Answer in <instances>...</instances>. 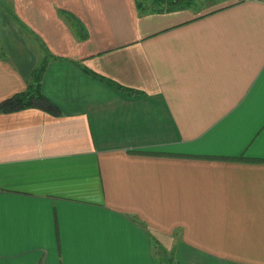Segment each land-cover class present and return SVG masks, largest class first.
<instances>
[{
	"label": "crops",
	"instance_id": "crops-1",
	"mask_svg": "<svg viewBox=\"0 0 264 264\" xmlns=\"http://www.w3.org/2000/svg\"><path fill=\"white\" fill-rule=\"evenodd\" d=\"M197 4L0 0L51 17L60 110L0 112V264H264V0ZM16 40L0 103L41 64Z\"/></svg>",
	"mask_w": 264,
	"mask_h": 264
},
{
	"label": "trees",
	"instance_id": "trees-1",
	"mask_svg": "<svg viewBox=\"0 0 264 264\" xmlns=\"http://www.w3.org/2000/svg\"><path fill=\"white\" fill-rule=\"evenodd\" d=\"M193 4H195V0H149L148 3H144V1L138 2L140 9L154 13L170 12L192 6ZM46 62L47 59L32 70L25 91L17 93L0 103V112H12L29 107H40L55 114H60V110L47 99L42 90V81L47 65ZM85 70L94 76L100 77L127 95L138 96L145 93L144 91L119 84L104 76H99V74L89 69Z\"/></svg>",
	"mask_w": 264,
	"mask_h": 264
},
{
	"label": "rangeland",
	"instance_id": "rangeland-1",
	"mask_svg": "<svg viewBox=\"0 0 264 264\" xmlns=\"http://www.w3.org/2000/svg\"><path fill=\"white\" fill-rule=\"evenodd\" d=\"M144 1V3H148L149 0H138ZM198 2L195 5L194 10H201L212 3H218L223 0H195ZM18 14V12H14L13 10H0V56H7L13 53H16L20 50V45L16 40V29L20 31V34L27 39L29 46L36 48L39 52H41V59L39 63H42L43 58L46 55H49L51 52L49 48L44 44L39 38H35L31 32L29 31L31 27L40 26L44 33V37L41 35V38H47L49 41L51 40V27L48 24L50 16L47 18L46 12H36V11H23L22 16L25 17L26 20L22 17L23 25L17 20L14 14ZM16 14V15H17ZM20 16V15H19ZM9 20V21H8ZM26 26V27H25ZM29 29V30H28ZM32 30V29H31ZM36 34V33H35ZM15 38V40H14ZM43 41H45L43 39ZM56 42H59V38H56ZM50 46V44L48 43ZM44 48L46 49V53H44ZM44 61V60H43ZM157 254L159 256H163L164 254H168L162 248L157 250ZM175 264V263H174Z\"/></svg>",
	"mask_w": 264,
	"mask_h": 264
}]
</instances>
